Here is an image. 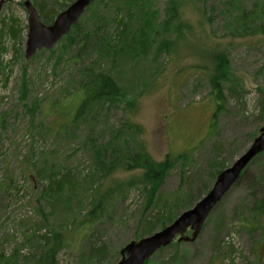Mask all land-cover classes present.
<instances>
[{
	"label": "rangeland",
	"instance_id": "1",
	"mask_svg": "<svg viewBox=\"0 0 264 264\" xmlns=\"http://www.w3.org/2000/svg\"><path fill=\"white\" fill-rule=\"evenodd\" d=\"M25 1L51 24L74 0H0V255L15 253L17 264H35L44 238L56 234L64 242L56 264H116L127 244L161 229L155 220L174 200V220L201 200L217 171L258 136L264 125V0H129L130 8L121 0H96L69 33L72 45L62 40L28 60ZM121 20L129 37L147 23L143 47L108 51ZM175 20L177 31L169 27ZM162 41L174 42L170 53L158 51ZM217 55L227 60V77L222 109L209 128ZM98 70L114 78L120 96L76 124L61 118L54 104L65 106L81 79ZM126 122L140 133L126 131ZM118 129L123 135L112 141ZM94 146L105 148L96 158ZM142 147L156 162L175 159L151 202L133 184L142 171L120 169L103 178L113 151L122 156ZM180 154H187L186 164L176 158ZM47 179L52 187L65 184L48 194ZM103 181L125 189L106 196L97 219L85 224ZM260 201L263 213L253 219L248 212ZM191 235L188 229L182 237ZM177 238L145 264H264V154L210 213L194 242L176 246ZM96 255L102 256L98 263Z\"/></svg>",
	"mask_w": 264,
	"mask_h": 264
},
{
	"label": "trees",
	"instance_id": "2",
	"mask_svg": "<svg viewBox=\"0 0 264 264\" xmlns=\"http://www.w3.org/2000/svg\"><path fill=\"white\" fill-rule=\"evenodd\" d=\"M121 1H123L122 5L125 4L124 6H126L127 8H130L129 0H121ZM36 10L39 14L41 21L46 25L50 24V22L52 21L51 18L48 17L47 14H44L40 8L39 9L36 8ZM175 21H176V24L173 21V23L169 25V27L173 29V31L179 30V27H180L179 20H175ZM124 23H126L124 20H121V22H118L119 32H118V36H116V41H114L115 45L111 43L110 46L108 47L110 50L108 51L125 50L126 53H130L134 51L133 49L134 47H132V44L137 43L138 48L143 47L145 45L146 39L144 37V32L146 28L148 27L147 23L145 24L143 23L138 27V30H137L138 35L130 36V37L128 36V29L124 27ZM77 28H78V23L71 28L69 33H71L72 30L77 29ZM69 33L64 38H62L59 42H61L62 40H66L68 46L72 45L71 43L73 41V38L70 37ZM121 41H122V46L121 47L118 46L116 48L117 44L120 43ZM107 46H108V41H107ZM173 46H174V42L173 44L172 43L167 44L165 41H162L158 47V51L164 50L167 53L168 52L170 53V51L173 50ZM214 62H215V69H214L212 76L210 77L212 94H213L212 100L214 104V110H213V114L211 116L210 122L208 124L209 128L210 127L214 128L217 122L218 115L222 109L221 102L224 100V96L222 94V85L227 77V72L225 68L227 66L226 65L227 60L224 58V56L217 55L216 58L214 59ZM119 96H120V88L116 84L114 78L111 75L101 70L90 71L88 72V74H86L83 77V79H81L79 86L76 89L75 95L73 96V99L71 101L69 100L65 101V106H62V104L60 103L59 104L56 103L54 104V107H58L60 105L59 108L61 109L60 111L61 118H65V120L68 118L69 123L76 124L84 116L91 114L94 110L99 109L107 104H111L113 100L117 99ZM67 124L68 123L65 122V124L61 125V127L64 128L67 126ZM125 124H126L125 130L128 131L129 133L131 134L140 133L141 131L140 128L133 122H126ZM113 131H116V130H113ZM122 135H123L122 132H120L118 129L115 135L111 138V140L112 141L120 140ZM98 148H101V147L99 146L96 148L94 146V150H97L96 152L93 151L95 158L97 157L96 154H99L100 151L105 150L104 147H102L101 150ZM263 154L264 153H262L261 155ZM110 157L112 158L109 164L110 166L108 170L105 172V174L103 175V178L111 177L114 173L117 172V170H120V169H125L126 171H132V170L142 171L140 178L138 180H134L133 184L135 185L140 184L142 186L141 190L146 192V195L149 200L148 202L152 201L160 184L162 183L164 178L170 173V171L173 169L172 167H173V163L175 160L173 159L172 161L170 159H165L162 162H156L143 149V147L141 148V151L139 152H134L131 154L124 153L122 156L119 152L113 151ZM176 158L184 160L185 161L184 164H186V161L188 159L187 154H180ZM181 168H182L181 170H184L183 164H181ZM217 172H220V170ZM243 173L240 176L239 180L243 177ZM47 180H48L49 186L46 192L48 194L51 193V191L59 190L60 187H62L65 184V180L62 181V185L58 181V182H55L54 186L52 187V179H47ZM105 184L106 183L103 181V183H100L99 187L95 189V194L92 199L93 209H91V211L86 215L89 220H87V222L85 220V224H88L91 221V218H92V221L97 219L98 215H97V212L95 213V211L102 210V206L104 205L106 201L105 200L106 196H109L110 194L117 193V192L120 194L122 193L120 191L125 189L124 187H120L121 185H118V184H116L117 186L115 185L112 188H110L109 186H105ZM127 186H129V184ZM174 201L175 202H173L172 205H169L167 207V210L160 212L155 220V223H158L161 229L167 226L168 224H170L174 220L172 211H173V208H175V206L178 207V204H177L178 200H174ZM262 204L263 202L261 201L257 202V204L254 205V207L249 210L248 212L249 216L254 217L253 219H255V217H260L261 214L263 213ZM151 232H152V229L149 230V233ZM58 237L59 236L55 234V235H52L50 239L44 238L46 240L40 249L41 254L38 257V260L35 262V264H56L55 258L57 254L59 253V251L64 247L63 240L60 237L59 238ZM178 243L179 242H177L175 245L178 246ZM171 244H173V242ZM164 248H161L160 250ZM94 258H95L94 259L95 263H98L102 259V256L96 255L94 256ZM0 264H17L16 254L13 253L8 258L5 257L4 255H0Z\"/></svg>",
	"mask_w": 264,
	"mask_h": 264
},
{
	"label": "water",
	"instance_id": "3",
	"mask_svg": "<svg viewBox=\"0 0 264 264\" xmlns=\"http://www.w3.org/2000/svg\"><path fill=\"white\" fill-rule=\"evenodd\" d=\"M94 1L74 0L49 25L41 21L31 2L25 1L24 7L27 13L25 59H31L41 50L53 49L78 23L85 10ZM262 153H264V125L247 151L238 157L231 166L219 172L213 186L201 200L159 231L153 232L137 242L127 244L120 253V261L116 264H145L157 251L170 245L177 236H179L177 242H194L210 213L239 180L249 164ZM188 229L192 232L191 237H182Z\"/></svg>",
	"mask_w": 264,
	"mask_h": 264
}]
</instances>
